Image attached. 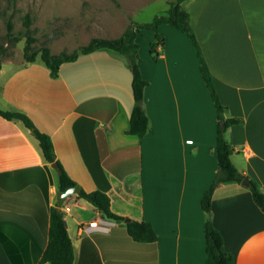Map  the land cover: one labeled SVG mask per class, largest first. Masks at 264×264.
<instances>
[{
	"label": "crops",
	"instance_id": "0c3cea01",
	"mask_svg": "<svg viewBox=\"0 0 264 264\" xmlns=\"http://www.w3.org/2000/svg\"><path fill=\"white\" fill-rule=\"evenodd\" d=\"M182 5L227 115L242 118L226 132L232 161L264 189V0ZM160 31L165 42L158 56L150 50L155 32L139 29L137 35L140 68L149 81L144 107L150 129L144 136L127 133L132 71L115 51L80 54L64 62L56 78L39 58L6 60L0 68V109L28 114L51 136L57 159L81 189L106 190L112 210L125 216L108 219L77 193L64 199L60 209L74 245L73 264L206 263L201 198L218 168L217 111L188 34L168 23ZM46 180L50 214L59 207V172L22 120L0 114V229L9 228L14 244L28 247L14 252L21 264H50L40 263L47 243ZM126 218L149 221L158 239L134 240ZM212 219L234 264H264V211L249 185L221 182L212 196ZM94 220L106 228L81 231ZM0 264H14L1 240Z\"/></svg>",
	"mask_w": 264,
	"mask_h": 264
},
{
	"label": "trees",
	"instance_id": "16d2710c",
	"mask_svg": "<svg viewBox=\"0 0 264 264\" xmlns=\"http://www.w3.org/2000/svg\"><path fill=\"white\" fill-rule=\"evenodd\" d=\"M183 1L184 0H170L169 7L163 12L156 14L152 20L139 22L131 18L130 23L120 35L115 37L93 36L87 44L80 45L71 52L61 51L56 53L53 52L48 45H42L39 49H34L32 44L35 42L36 38L31 34H26L24 57L26 61H35L37 58H41L46 66L50 69L51 76L56 78L60 74L61 65L64 62L75 60L80 54L89 53L97 49H109L121 54L125 57L132 71V89L134 95V106L132 109L130 125L127 129V133L144 136L150 129V118L144 107V89L149 81L143 77L140 68V45L137 41L138 30L148 29L155 32L156 40L152 42L150 49L153 56L159 55L160 47L163 46L165 42V36L160 31V25L168 23L176 29L186 32L198 54L200 70L214 100L218 119L216 141L218 168L211 184L204 191V194L201 198V207L207 214L204 225L207 254L205 264H234V254L225 247L224 236L214 224L212 219V196L215 188L221 182L229 180L242 182L243 178L246 176L232 161L231 155L233 153L234 147L226 136L228 128L234 124L242 122V118L227 115V107L222 102L217 91L214 75L208 66L196 34L192 29L190 24V14L183 7ZM31 20V16L29 14L26 15V22L28 25L31 24ZM7 26L8 35L14 36L12 20H7ZM1 66L2 62H0V68ZM0 114L10 120H22L23 123L29 129H31L34 136L38 139L45 159L48 162L52 163L56 161L59 164L61 170L59 172L58 187L60 190L64 191L69 187L77 185V182L70 177L61 162L57 159L51 136L48 133L40 130L28 114L23 111L2 109H0ZM249 187L251 189L254 201L262 209V211H264V189L254 179H250ZM77 194L99 208L108 219L116 221L125 220V216L120 215L112 210L111 199L106 190L96 189L93 191H86L85 189H81ZM47 201L48 181L46 182L44 200L45 224H48V227L46 228L47 243L42 253L40 263L49 262L50 264H73L74 245L68 231L67 223L65 221L64 211L54 207L50 214H48L46 211ZM125 224L127 232L136 241L154 242L158 239V234L155 228L153 227L152 223L147 220L129 219L125 222ZM7 232H11L9 231V228L0 229V240L13 263L21 264L18 262L21 254H16L14 252H18L20 249L25 250L28 247L22 245V247H19L15 245L13 242L14 240L9 238ZM26 264L33 263L27 262Z\"/></svg>",
	"mask_w": 264,
	"mask_h": 264
},
{
	"label": "rangeland",
	"instance_id": "374dc122",
	"mask_svg": "<svg viewBox=\"0 0 264 264\" xmlns=\"http://www.w3.org/2000/svg\"><path fill=\"white\" fill-rule=\"evenodd\" d=\"M168 7V0H0V62L26 61V34L36 38L34 49L48 45L56 53L71 52L93 36L120 35L131 18L150 21ZM8 19L14 36L8 35Z\"/></svg>",
	"mask_w": 264,
	"mask_h": 264
},
{
	"label": "water",
	"instance_id": "95a60500",
	"mask_svg": "<svg viewBox=\"0 0 264 264\" xmlns=\"http://www.w3.org/2000/svg\"><path fill=\"white\" fill-rule=\"evenodd\" d=\"M52 167H54L58 172H60V166L59 164L55 161V162H52L51 163ZM242 183L243 184H246V185H249L250 184V178L249 176H245L242 180ZM81 190V187L80 185H75V186H72V187H69L68 189L66 190H58L57 193H56V198H57V201H58V204H59V207L58 209L60 210V206L62 205L64 199H66L70 194H73V193H79ZM126 220H129V218H126Z\"/></svg>",
	"mask_w": 264,
	"mask_h": 264
},
{
	"label": "built area",
	"instance_id": "2783aa9c",
	"mask_svg": "<svg viewBox=\"0 0 264 264\" xmlns=\"http://www.w3.org/2000/svg\"><path fill=\"white\" fill-rule=\"evenodd\" d=\"M106 227L98 220L91 221L87 224L82 225L81 231L88 232L96 229H105Z\"/></svg>",
	"mask_w": 264,
	"mask_h": 264
}]
</instances>
